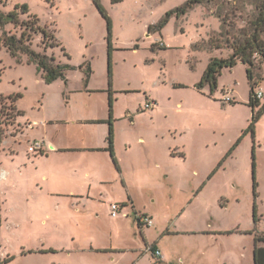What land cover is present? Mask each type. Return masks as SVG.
Instances as JSON below:
<instances>
[{"label":"rangeland","instance_id":"rangeland-1","mask_svg":"<svg viewBox=\"0 0 264 264\" xmlns=\"http://www.w3.org/2000/svg\"><path fill=\"white\" fill-rule=\"evenodd\" d=\"M96 1L110 32L95 0H0L5 13L26 5L58 43L46 54L67 66L65 79L46 83L25 56L0 48V97L7 107L15 98V110L0 115V264H253L255 237L264 233V112L254 134L245 132L252 112L240 62L222 70L212 93L196 88L209 59L230 54L198 49L221 30L214 10L228 12L230 25L241 28L251 7L212 0L179 14L175 9L187 0ZM42 38L33 37L36 52ZM259 74L255 112L264 105V66ZM110 81L120 90L112 95L117 151L138 172L125 185L98 164L105 183L76 204L81 197L68 192H83V179L54 175L41 182L54 163L40 155L51 152L48 138L107 142ZM148 102L156 104L153 111L144 108ZM84 118L106 121L85 126ZM41 141L45 150L29 152ZM179 151L183 157L174 155ZM143 216L151 226L139 225Z\"/></svg>","mask_w":264,"mask_h":264},{"label":"trees","instance_id":"trees-1","mask_svg":"<svg viewBox=\"0 0 264 264\" xmlns=\"http://www.w3.org/2000/svg\"><path fill=\"white\" fill-rule=\"evenodd\" d=\"M212 0H187L182 6L175 9L179 14H185L195 6L210 5ZM97 9L105 19L107 30L110 32V21L104 13L101 5L95 0ZM250 6L251 11L247 15L245 25L241 28H235L229 23L228 12H222V9L216 8L213 12L221 21V30L218 33L210 35L208 41L199 45L198 49L212 50L224 49L230 50L227 57H212L209 59L203 75L196 88L202 89L204 86L210 88L212 93L217 88V79L223 69H232L238 62L246 66V77L249 84V99L247 105L251 107V124L245 132L251 131L254 134V124L258 121L261 114L264 112V105L258 111H254L255 107L259 106V101L255 98L254 90L259 80L261 79L259 71L264 66V0H243L240 7L241 10L245 6ZM230 12L234 9L230 8ZM25 15L24 20H20V15ZM165 19L155 25L153 28H160L166 21ZM11 24L13 30H7V25ZM152 28V27H151ZM41 34L42 52H36L32 49V40L34 35ZM58 46L53 35L38 24L36 16L29 14L26 5H16L14 9L8 13L0 10V48H4L12 57L20 58L25 56L29 64L36 67L46 83H52L58 79H65L66 65L57 62L54 56H48L46 50L50 47ZM108 51H110V37L108 39ZM112 83L109 82V129L107 135V148L111 159L118 170L117 161L113 151L114 129L112 126ZM10 100L9 107L5 106L3 99L0 97V115L4 109L15 110L14 97H8ZM20 111L16 115H20ZM1 124V122H0ZM0 127V139H1ZM252 169L254 171V155L252 156ZM253 185L256 186L255 178L253 177ZM253 217L256 220L255 209ZM138 220V218H137ZM139 223V221H138ZM140 225V223H139ZM154 248V246H151ZM253 264H264V233L255 237L253 251ZM4 262H9L5 259Z\"/></svg>","mask_w":264,"mask_h":264},{"label":"crops","instance_id":"crops-1","mask_svg":"<svg viewBox=\"0 0 264 264\" xmlns=\"http://www.w3.org/2000/svg\"><path fill=\"white\" fill-rule=\"evenodd\" d=\"M111 91L113 95L114 93H117L120 90H115L112 84ZM154 109L155 107L149 111H153ZM112 119L114 120L113 109H112ZM105 121L106 120L104 119L84 118L79 122H82V124L85 126H90L92 124H96V122L104 123ZM106 136L107 134L103 136L105 137L103 142L106 141L107 138ZM46 141L51 152H47L45 150V146L47 144L44 141H41L43 143V150H45V153L40 156L42 159L46 160L50 164H52L53 162L54 166L53 168L52 166H50L51 167L49 170L50 174L43 173L40 180L43 183H48L49 181L52 180V177L54 175H56V177L58 178H61L63 175H67L68 177H73V178H78V177L82 178L83 181H81L82 182L81 184L85 186L83 192L77 193L72 190L68 192V194L73 197H81V199L73 201L76 204H80V203L82 204L83 202H85L83 200V196L84 195L89 196L93 186L105 183L104 179L101 177L99 172L100 169L102 170V168L98 166V164H102L103 162L105 163V165H108L112 175H115L116 180H118L117 182L119 181L121 182V180H123L125 185H128L129 183L126 181V177L128 175H133V174L135 175L138 172L137 171L138 168L136 167V165L134 163H133L134 165H132L133 161L131 159H129V161L127 162L125 159L122 158L121 154L119 155L117 151L115 135L113 140V151L117 161L118 170L115 167L111 159V156L108 155L109 152L106 150L107 142L103 144H95L93 142V139L91 138V135H87V137H85L84 139L82 138V141L78 143L76 141H69V142L67 141L66 143L58 142L55 140V138L53 139L48 138ZM124 147L125 148L123 150V154H127V152L131 151V146L125 145ZM174 155H179L181 157L184 156L183 152L180 151ZM36 162L37 159L31 163L34 166L36 165ZM55 193L59 194V192H55ZM130 203L131 205H134V201L131 198H130ZM162 260H166V256L161 254V261Z\"/></svg>","mask_w":264,"mask_h":264},{"label":"built area","instance_id":"built-area-1","mask_svg":"<svg viewBox=\"0 0 264 264\" xmlns=\"http://www.w3.org/2000/svg\"><path fill=\"white\" fill-rule=\"evenodd\" d=\"M258 98H261V93H259L257 95ZM224 100L227 102V103H232L233 102V97L230 96V95H225L224 97ZM155 104L153 102H148L144 105V108L149 110V109H152V107L154 106ZM29 152H32V153H35L37 151H42L43 150V143L42 142H33L32 145L29 146L28 148ZM120 211V208L119 206L116 204V203H113L110 205V215L111 217H117L118 213ZM138 221L141 225L145 226V227H149L152 225V220L147 217V216H143V217H138ZM148 250L151 251V253L153 254V256L160 260L161 258V252L159 249L157 248H151V246L148 248Z\"/></svg>","mask_w":264,"mask_h":264}]
</instances>
